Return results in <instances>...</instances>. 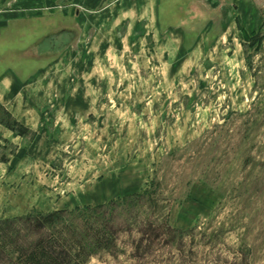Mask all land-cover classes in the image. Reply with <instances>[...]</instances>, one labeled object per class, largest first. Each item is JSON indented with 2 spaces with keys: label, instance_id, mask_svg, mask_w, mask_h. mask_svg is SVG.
<instances>
[{
  "label": "rangeland",
  "instance_id": "rangeland-1",
  "mask_svg": "<svg viewBox=\"0 0 264 264\" xmlns=\"http://www.w3.org/2000/svg\"><path fill=\"white\" fill-rule=\"evenodd\" d=\"M81 1L57 0L45 10L63 12L56 23L65 28H48L54 31L38 40L40 54L60 52L75 39L78 13H86L87 30L90 12L111 0L95 7ZM198 1L200 10L180 5L184 20L222 27L223 11ZM254 1L261 19H240L228 30H184L182 51L155 50L150 30H138L114 52L111 67H97L94 76L82 66L75 106L89 104L92 113L81 115L56 159L34 163L17 182L31 186L26 195L13 199L12 187L2 194L0 220L152 190L153 201L114 210L117 246L86 264H244V255L264 264V0ZM0 119L13 120L1 105Z\"/></svg>",
  "mask_w": 264,
  "mask_h": 264
},
{
  "label": "crops",
  "instance_id": "crops-1",
  "mask_svg": "<svg viewBox=\"0 0 264 264\" xmlns=\"http://www.w3.org/2000/svg\"><path fill=\"white\" fill-rule=\"evenodd\" d=\"M206 1L214 7L212 10L216 7L223 11L222 27L218 28L213 20L195 27L194 22L184 20L180 5L200 10L198 0H111L103 9L90 12L87 30L81 28L86 13H78V27L70 31L75 39L67 46L62 45L61 39V51L56 48V52L46 55L40 54L38 45L44 44L39 41L54 31L48 28H65L64 23H56L60 17L64 19L63 12L52 11L49 15L45 11L57 0H14L12 9L0 0V105L18 122L17 128L0 122V209L2 194H8L11 187L10 192L16 189L13 199L26 195L31 186L17 182L27 178L34 163L56 159L81 115L92 113L89 104L75 106L82 97L74 87L82 66L92 68L94 76L97 67H111L114 52L122 51L125 40L138 38V30H150L156 41L155 50L182 51L186 42L184 30H228L240 19H261L260 7L254 0ZM85 3L95 7L99 2L82 0L79 6ZM256 25L252 22L253 27ZM86 34L87 49L80 58V45ZM180 39V46L172 47ZM52 45H59L58 37ZM71 85L73 88L68 91ZM64 115H68V121ZM24 203L18 204L20 209L25 208Z\"/></svg>",
  "mask_w": 264,
  "mask_h": 264
},
{
  "label": "trees",
  "instance_id": "trees-1",
  "mask_svg": "<svg viewBox=\"0 0 264 264\" xmlns=\"http://www.w3.org/2000/svg\"><path fill=\"white\" fill-rule=\"evenodd\" d=\"M0 122L18 127L15 119ZM153 194L152 190H146L105 205L77 206L49 213L33 211L18 218L1 219L0 264H86L100 252L110 253L117 246L114 210L129 209L143 199L153 201ZM244 256V264H250Z\"/></svg>",
  "mask_w": 264,
  "mask_h": 264
}]
</instances>
